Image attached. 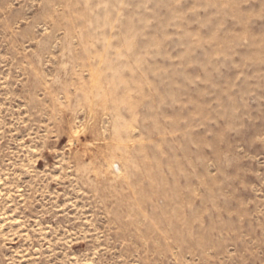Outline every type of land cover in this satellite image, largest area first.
<instances>
[{
  "label": "rangeland",
  "instance_id": "rangeland-1",
  "mask_svg": "<svg viewBox=\"0 0 264 264\" xmlns=\"http://www.w3.org/2000/svg\"><path fill=\"white\" fill-rule=\"evenodd\" d=\"M0 264H264V0H0Z\"/></svg>",
  "mask_w": 264,
  "mask_h": 264
}]
</instances>
